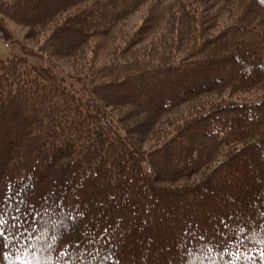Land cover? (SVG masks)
Here are the masks:
<instances>
[{
    "label": "trees",
    "instance_id": "obj_1",
    "mask_svg": "<svg viewBox=\"0 0 264 264\" xmlns=\"http://www.w3.org/2000/svg\"><path fill=\"white\" fill-rule=\"evenodd\" d=\"M7 20L41 51L0 58V199L9 233L34 209L32 264H264V4L0 0Z\"/></svg>",
    "mask_w": 264,
    "mask_h": 264
},
{
    "label": "snow or ice",
    "instance_id": "obj_2",
    "mask_svg": "<svg viewBox=\"0 0 264 264\" xmlns=\"http://www.w3.org/2000/svg\"><path fill=\"white\" fill-rule=\"evenodd\" d=\"M259 2L264 4V0H259ZM5 191L7 192V186H6ZM63 201H64V197L56 198L55 196H53L51 204H49V201L46 197L44 200V206L41 208V211H48L52 207V205L55 206L54 210L57 212H63L65 208L73 209L72 204L70 203L64 204ZM3 207L4 205L2 203V199H0V260L8 261L10 258H12L17 262V264H32V261L29 260L28 256L24 255L23 253L28 251V245H30L33 239V234L29 231V229L35 228L37 225V221L35 219V216L33 215V212H34L33 207L29 205L27 209L25 210V212L23 213V215L19 216L18 218L17 217L13 218V221L11 224V228L13 229V231L11 233H9L6 228V225L8 224V222L4 219ZM19 211L20 210L17 209L18 213ZM65 214L69 216V219H72V216L69 213H65ZM76 215L82 216L83 214L77 212ZM29 217H31V221H32L31 223H29ZM239 220L240 218L237 217L236 220L233 222L235 223ZM221 223L223 224V220L221 221ZM108 231H109V228L107 227L103 228L101 229V232L98 233V235H102L103 233H106ZM25 235L27 236V240L24 239ZM82 237H84L82 241L72 242L71 244L66 245L65 248H73V250H76V247L81 246L82 244L91 246L95 243L94 240L88 239L83 233H82ZM195 239L199 243V241L203 240L204 237L203 236L195 237ZM192 240H193V237H189L188 239L189 244L192 243ZM9 241H16V243H13L11 245L14 251L9 250V247H10L8 243ZM222 245H223V241H219L218 246H222ZM84 250H87V249H84ZM59 251L63 253L64 257H69L70 259V253L68 251L64 249H60ZM28 255L32 256L33 253L29 252ZM237 255H239V252L237 253ZM261 256L264 257V253H261ZM33 259H34V256H33ZM64 264H69V261L65 260Z\"/></svg>",
    "mask_w": 264,
    "mask_h": 264
},
{
    "label": "rangeland",
    "instance_id": "obj_3",
    "mask_svg": "<svg viewBox=\"0 0 264 264\" xmlns=\"http://www.w3.org/2000/svg\"><path fill=\"white\" fill-rule=\"evenodd\" d=\"M146 6L142 8L138 13L134 14L129 18L128 21H126L124 25L125 31H130L135 25L136 22L139 20V17L141 16L142 12L145 11ZM8 28L11 31V38L5 39L0 34V58L6 59L10 56H24V45L28 46L29 49L32 50V52L35 55H29L28 59L31 63H39L40 62V52H38L39 48V41L37 42L34 38H32L29 35V27L26 25H22L10 20H7ZM57 63H59L62 67L67 68L71 70V65L69 62H67L64 59H55ZM240 72V71H239ZM238 72V73H239ZM195 215V214H194ZM170 251L167 249L164 251L165 254H169ZM154 257V256H153Z\"/></svg>",
    "mask_w": 264,
    "mask_h": 264
}]
</instances>
